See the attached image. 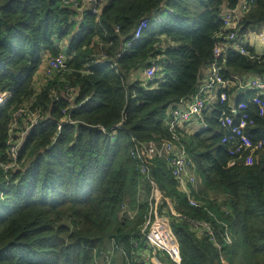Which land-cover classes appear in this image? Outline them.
Returning <instances> with one entry per match:
<instances>
[{
    "label": "trees",
    "instance_id": "trees-1",
    "mask_svg": "<svg viewBox=\"0 0 264 264\" xmlns=\"http://www.w3.org/2000/svg\"><path fill=\"white\" fill-rule=\"evenodd\" d=\"M254 25H264V0H0V264H176L146 244L154 189L179 264H264V147L251 153L264 143V93L239 92L264 82V51L227 50L225 100L217 92L194 132L168 125L221 42ZM58 56L64 67L47 74ZM148 68L152 80H132ZM242 120L253 145L234 153ZM150 142L185 151L199 207L164 157L132 158Z\"/></svg>",
    "mask_w": 264,
    "mask_h": 264
},
{
    "label": "built area",
    "instance_id": "built-area-1",
    "mask_svg": "<svg viewBox=\"0 0 264 264\" xmlns=\"http://www.w3.org/2000/svg\"><path fill=\"white\" fill-rule=\"evenodd\" d=\"M89 1L91 0H87V4ZM94 13H98V10L94 9L93 14ZM233 23H234L233 18L226 17L225 25L227 27H231ZM147 28H148L147 21H143L136 29L131 42L126 44V47H129L132 42L138 41L141 38L142 34L145 32V30H147ZM226 40H228L229 42L227 43L221 42L222 44L215 49L214 51L215 60L210 66L208 75L205 81L204 82L202 81L203 83L201 82L200 88L196 92V94L191 99H189L187 105L185 106V109L182 110L183 104L181 103V105H179L178 108L174 109L170 114V119L168 124L170 130L176 129L177 126L181 124L188 123L195 116H201L202 112L213 101L216 100L217 92L220 93V91H222V94L219 95V97L221 100H225L224 90H226L229 87V85L222 78V75L220 74L221 68L219 67L218 61L221 59H225L227 50H231L232 52L241 55L248 54L246 51V46H248V40L246 35L240 37L236 35V32H230ZM258 41L260 46H264V33L258 34ZM98 62H99L98 64H103L101 61ZM63 67H64V59L62 56L52 58L48 60L46 64V68H47L46 73L49 74L50 72L61 70ZM155 72L156 70L154 68L146 69L145 70L146 79L152 80L155 76ZM243 88L249 91L257 92L256 94L257 96L260 93H264V82L256 78H252L249 81H247L245 86H241L242 90ZM210 96H213V99H211ZM2 99L3 98L0 96V103L2 102ZM232 112L235 114L236 110L232 109ZM37 125L38 122L33 124V126H37ZM245 127H246V122L242 120V122L239 124L238 131L236 132V135L239 137V140H238L237 149L234 153H237L241 150L247 151L252 148L253 145L252 139L248 136L243 135V130L245 129ZM172 139L174 141H179L175 136H173ZM263 147H264V143L261 142L255 145V147L251 149V153L259 151ZM142 152L150 158L164 157L170 167L171 176L176 180H178L182 190L186 193L188 197L189 204L193 207H199L198 204L194 201V198L191 197L190 195L191 193L190 187L193 186L195 183V177L191 174L194 167L190 164L188 155L185 153L183 149L179 148L176 150L175 145L170 142H165L161 144H157L154 142L141 143L131 152L132 158L134 159L136 158L140 160ZM10 153L13 159L16 160L17 146H11ZM140 172L142 174H145L147 170L144 166H141ZM154 191L156 192L159 191L157 189H154L152 193V198L154 199V212H155L157 201L153 196ZM153 224L154 222H152V219L149 218L143 229V232H145V229H147L148 231V233L146 234V238L149 246L154 250L159 249L165 251L170 256L171 260L174 263L179 264L180 254H179L178 245H176L168 236H166V234H163L161 229H154ZM203 229L209 233V235L211 236V240L215 239L214 231L210 224H206V223L203 224ZM224 231H225L226 243L229 244L231 243V239L228 235V230L224 229ZM154 252L155 251H153V253ZM223 264L226 263L223 262Z\"/></svg>",
    "mask_w": 264,
    "mask_h": 264
},
{
    "label": "crops",
    "instance_id": "crops-1",
    "mask_svg": "<svg viewBox=\"0 0 264 264\" xmlns=\"http://www.w3.org/2000/svg\"><path fill=\"white\" fill-rule=\"evenodd\" d=\"M160 21L161 19H160V17H158L157 18V20L156 21ZM262 28L264 27V25H260ZM258 33H264L263 31H259V32H257V33H253V34H251V33H249L248 31L246 32V35H247V39H248V46L250 47V48H253L254 50H256L257 52H260V51H264V49L260 46V44H259V41H258V37H257V35H258ZM209 69H210V67H208V69L206 68L203 72H202V75H201V77H202V80L201 81H205V79H206V77H207V75H208V72H209ZM141 77H143V78H146L145 77V72H134V73H132V75H131V78H132V80H135V79H138V78H141ZM251 79V78H250ZM147 80V79H146ZM148 81V80H147ZM202 82V83H203ZM211 97V99H213V96H210ZM214 100H215V98H214ZM189 100H187V101H185L184 103H183V105H182V110H184L185 109V106L187 105V102H188ZM202 122V117L201 116H195V117H193L188 123H187V126H186V129H187V131H189V132H194L195 130H197V129H200V127H201V123ZM180 147V146H179ZM179 147H175L176 148V150L177 149H179ZM196 186V185H195ZM194 188L195 187H193L192 188V191H191V189H190V192L192 193L193 191H194ZM169 204V206H170V208H171V211H173V208H172V206H171V204L170 203H168ZM164 220H166L165 218H164ZM163 220V218H160L158 215H157V211L155 210V212L153 213V220H152V222H154V224H153V226H154V229H161L162 230V232H163V234H166V236H168L176 245H178L177 244V241H176V239H175V237L173 236V234H172V232H171V230H170V228H169V225H168V222H166V221H164ZM147 244V246H149V244H148V242L146 243ZM149 248H151L150 246H149ZM154 254V253H153ZM151 263L152 264H159V262L155 259V258H153L152 260H151ZM226 263V262H225ZM227 264V263H226Z\"/></svg>",
    "mask_w": 264,
    "mask_h": 264
},
{
    "label": "rangeland",
    "instance_id": "rangeland-1",
    "mask_svg": "<svg viewBox=\"0 0 264 264\" xmlns=\"http://www.w3.org/2000/svg\"><path fill=\"white\" fill-rule=\"evenodd\" d=\"M259 31H263V32H264V27L262 28L260 25H254V26H251V27L249 28V31H248V32L251 33V34H253V33L255 34V33L259 32ZM258 34H259V33H258ZM257 37H258V35H257ZM261 47L264 49V46H261ZM98 59H103L102 55H100V56L98 57ZM254 158L256 159V161H258V159H259V155H257V156L254 157ZM254 158H250V161H249V162H253ZM153 196L155 197V199H156V201H157V204H156V207H157L158 204H159V202L161 201L160 193L154 191ZM163 220H164V219H163ZM164 221H166V220H164ZM166 222H167V221H166ZM98 263H99V262H98ZM99 264H111V260H106V263H105V261L103 260V261H101ZM115 264H120V262H119V261H116Z\"/></svg>",
    "mask_w": 264,
    "mask_h": 264
},
{
    "label": "water",
    "instance_id": "water-1",
    "mask_svg": "<svg viewBox=\"0 0 264 264\" xmlns=\"http://www.w3.org/2000/svg\"><path fill=\"white\" fill-rule=\"evenodd\" d=\"M242 2H243V1H242ZM242 2H241V3H242ZM239 92H242V89H239ZM87 129L90 130V131H93V132H96V131L98 130L97 127H91V126H88Z\"/></svg>",
    "mask_w": 264,
    "mask_h": 264
}]
</instances>
